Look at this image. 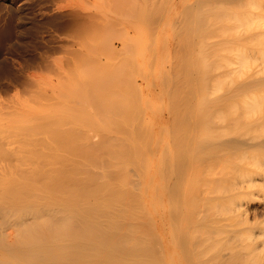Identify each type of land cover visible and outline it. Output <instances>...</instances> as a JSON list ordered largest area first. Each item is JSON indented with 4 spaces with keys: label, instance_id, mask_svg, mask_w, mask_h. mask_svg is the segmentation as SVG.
I'll return each mask as SVG.
<instances>
[{
    "label": "bare ground",
    "instance_id": "bare-ground-1",
    "mask_svg": "<svg viewBox=\"0 0 264 264\" xmlns=\"http://www.w3.org/2000/svg\"><path fill=\"white\" fill-rule=\"evenodd\" d=\"M251 1L255 10L247 11V13H252L251 15L255 18L263 20L264 0ZM230 2L233 4L236 2L234 7L237 4L241 6V3H247L244 0ZM222 10L226 9L222 8ZM235 12L237 13V10ZM202 25L199 26L200 28L198 27L199 31H202L200 36L205 33V30L203 31L201 28L208 26L207 23L204 27ZM195 28L190 30L195 31ZM190 35L194 34L190 33ZM231 37H233L230 38L231 52L226 58L219 57L220 60L226 59V62L221 65L224 67L220 73L222 75L218 77L210 75L209 66L208 69L206 66L205 72L202 70L204 74L202 80L204 77L206 80L205 82L203 80L204 83L202 82L201 86V89L205 90V98L202 103L204 116L202 126L206 125L204 129L206 131L201 139L200 155L194 160L195 163L204 161L206 166L209 165L206 167L207 169L213 164L219 165L221 161L224 165L227 164L228 170L234 178V195L230 197L233 206H231L232 214H234L230 221L232 223L226 224V221H223L225 223L220 225L221 230H216L217 234L220 233V238H218L219 235L216 237L219 242L213 238L212 244H216L214 247L212 244L209 246L213 250L219 248V252L217 250V253L208 259L209 261L205 260L203 256L208 243H211L208 241L210 239L206 237L208 238L206 240L199 234L200 237L198 235L194 237L191 232V239L190 236L187 238L185 229L188 228V224L184 225V223L181 233L185 234L181 235L184 236L181 239L179 236L178 243V247L184 251V256L177 259L175 255L177 249L172 246L170 240L167 241L168 239L164 235L167 234V232L165 233L167 228L164 229L159 219H157L158 224H156L155 230L150 226L149 222L152 221V218L149 219L150 221L149 217L146 218L149 214H144L146 208L143 210L141 200L134 192L136 187L132 182L133 179L131 180L129 175V168L132 165L141 169L147 161H150L149 158L146 160V157L151 153L150 143L139 140L136 129L128 124L129 119L132 118L130 117L132 115L128 113L127 105L129 103L127 104L124 99L121 101L122 97L119 99V95L117 96L116 93V97L110 94L109 91L113 90L111 89L106 90L108 94L104 93L103 96V93L100 96L98 91H94L93 97L89 98H91L90 105L95 108L91 112H96L91 114L85 108L82 116L79 113L75 115L78 118L76 123H73L74 125L86 124L95 131L104 133L98 143H80L77 130L73 129L75 126L63 130L64 132L60 131L61 128L58 130L57 127H54L51 129L55 133L56 143L54 147L50 146L51 150L47 153L43 145L41 146L43 143L37 142V144V140L33 139L38 134L44 135V131H46L44 126L35 124L34 119L37 117L33 119L34 116H30L38 111H32L33 113L30 115L24 113L26 116L17 113L16 117L14 115L15 120L9 121L8 119L13 118L11 116L7 119L3 118V121L0 119V163L6 162V160H2L12 153L10 151L16 149L8 151L7 148L8 150H6V140L12 141L10 143L13 144V141L15 143L17 140L15 137H18L20 146H22V148L17 147L18 153L20 152L18 148H21V151L28 150L29 152L27 155L25 152H20L21 162H17L18 164L15 166H13L14 163L11 167L9 166V159L7 161L9 165L6 163L3 164L4 167L2 164L0 165L1 171L5 168L4 172L2 171L3 173L0 174V264H208V262L209 264H264V73L261 71L264 69V29L248 36L233 35ZM247 43L262 46L236 47ZM216 48L220 51L223 50V47H207L205 49L207 57H210L217 50ZM194 62L189 60L188 65L196 64V58ZM258 72L260 74H257ZM188 73L187 78L189 79L190 76L192 77V71H188ZM222 76L227 78L228 84H226L224 93L218 95L223 89L224 79L221 78ZM92 80L93 83L97 82L96 78ZM95 88L97 89V87ZM212 94L216 96L212 98ZM76 106L78 107V105ZM76 106L74 105V110H76ZM22 108L24 109V107ZM57 111L55 113H58ZM86 111L87 115H85ZM126 111L128 112L126 113ZM196 112L198 113L197 110ZM51 113L54 114V112ZM127 114L130 116L128 117ZM18 115L22 117H17ZM70 116L68 115V117ZM28 118L32 122L34 120V124ZM54 129L59 132H55ZM52 130L50 133L53 132ZM4 131L11 133L8 135ZM192 131L195 133V129ZM47 132L48 129L46 134ZM179 132L182 131L178 130L177 132L176 130V133L179 134ZM187 132L190 133L188 130ZM50 135L53 133L49 134V139H51ZM179 135L174 134L173 136H176L178 143L184 142L185 140H181L184 134ZM16 145L19 144L16 143ZM13 153L18 155L16 151ZM125 153H132V155L123 157L122 154ZM12 156L14 159L15 155ZM12 156H8V158L12 159ZM176 156L180 159L177 161L178 163L175 162L176 165L179 164V171L175 175L176 180H172L174 181L172 184L168 179L172 174H175L171 166V160L174 161L175 158H171L170 154L158 159L160 164L158 171L157 165L152 161L157 171L155 172L159 176L157 192L162 195L155 198L157 202H163V199H168L169 202L174 201L175 193L179 196V192L182 190L179 179L188 170V167L194 166L191 163L190 154L186 151L178 148ZM16 157L18 158V156ZM152 162L143 168L146 174L142 185L144 189L153 190L154 193V189H157V184H155L157 178L155 175L157 174L154 175L152 172ZM31 163L33 167H28V170L25 169L26 167L23 168ZM190 163L191 166H189ZM201 164L196 167H201ZM94 168L101 169L98 172ZM189 192L186 191V194ZM227 200L229 201L228 198ZM191 203L193 202L191 201ZM225 203L227 204V202ZM212 233H209L210 236ZM186 238L189 239V247L188 243H185Z\"/></svg>",
    "mask_w": 264,
    "mask_h": 264
},
{
    "label": "rangeland",
    "instance_id": "rangeland-1",
    "mask_svg": "<svg viewBox=\"0 0 264 264\" xmlns=\"http://www.w3.org/2000/svg\"><path fill=\"white\" fill-rule=\"evenodd\" d=\"M230 1L233 0H0L1 121L3 118H10V116L13 118L8 120H13L17 113L30 115L38 111V113L30 115L34 116L33 119L37 117L34 119L35 124L44 126L46 131L48 129L47 134L53 133L54 136L50 135L51 139H49V134L47 135L44 131L46 135L38 134L33 139L37 140L36 143H43L41 146L43 145L47 153L51 150L50 146L54 147L56 143V136L52 130L54 127H57L58 130L61 128L62 132L75 126L73 129L77 130L80 143H98L104 133L95 131L86 124L74 125L78 118L75 115L79 113L82 116L85 108L92 114L91 110H95V108L90 105V99L95 94L94 91H98L100 96L103 93V96L108 94L106 90L113 89L114 94L109 91L110 94L115 95L116 93L117 96L119 95V99L122 97L121 101L124 99L127 104L129 103L127 105L129 112L126 111V113H130L132 116L127 115L133 119H129L130 122L126 123L136 129V135L141 142L150 143L151 153L146 157V160L149 158L150 161H147L146 165L144 163L145 166L153 161L157 165L158 171L160 164L157 160L164 155L171 154V158H175L174 161L171 160L175 174H172L171 179H168L172 184L179 171V164L175 163L180 161L176 156L177 149L180 148L190 154L191 163L195 167H188L182 176L183 179L182 177L181 180L179 179L182 190H180L179 196L175 193L176 197L171 202L168 199H163V202L155 200L162 195L157 192L159 176L153 162L152 172L154 175L157 174L155 175L157 178H154L155 184H157L154 193L153 190L144 189L142 185L146 174L143 169L145 166L141 165L143 167L141 169H137L135 165L129 166V175L136 187L134 192L141 200L143 210L146 208L144 214H149L146 218L149 217L148 220L152 218V221L149 220L150 222L144 220L149 222L153 229H156L157 219L162 222L164 229L167 228L165 230L167 234H164L167 241L170 240L172 246L177 249V251L175 250L177 259L184 256V251L178 247L179 236L181 239V235L185 234L181 233L184 223V225L188 224V228L185 229L187 238L191 232L194 237L199 234L206 240L210 239L208 241L211 243H208L203 256L205 260H208L217 253V250L219 252V248H215L216 251H214L215 249L209 247L214 241L213 238L217 239L218 235L220 238V233L217 234L216 230H221V226L225 223L223 221H226V224H231L230 221L234 215L230 198L234 195V178L228 170L227 164L224 165L220 161L219 165L221 163L222 166L213 164L214 166L207 169L206 167L209 165L206 166L204 161L201 162L202 164L194 161L200 155L201 139L206 131L204 130L206 125L202 126L204 119L202 103L205 98V90L201 89V86L205 78L202 80L204 69L206 66L208 69L209 66L210 75L214 77L222 75L220 73L224 67L221 65L226 62V59L220 60L219 57L226 58L231 52L230 38H233L231 36H248L264 29V18L259 20L252 16V13H247L251 10L253 12L255 8H253L251 0H244L247 1V3L245 2L247 6L245 3H241V6L235 5L237 8L234 7L236 2L233 4ZM233 8L237 10L238 14ZM206 23L208 26L204 27ZM200 25L204 27L201 30H205L207 37L205 33L199 35L202 33L199 31ZM194 28L195 31H191ZM189 32L195 36H191ZM187 35L189 40L191 38L190 41ZM204 42L205 44H203ZM255 45L247 43L236 47H256ZM207 47H223V50L220 51L216 48L217 50L207 57L205 50ZM195 58L197 63L193 65ZM189 60L193 62L192 66L188 65ZM263 70H261L262 73H264ZM188 71H192V74L190 73L192 77L190 76L189 79L187 78ZM93 78L97 79L96 83H93ZM221 78L224 79L223 89L218 95L224 93L226 84H228L225 76ZM216 95L212 94L211 96L214 98ZM88 99L89 101H87ZM73 101L74 103H72ZM74 105H78L76 110L73 108ZM56 111L58 113H55ZM14 112L15 114H13ZM39 113H42L41 116ZM25 114L24 116H26ZM68 115H71L72 118ZM213 118L215 119V117ZM8 120L4 121L9 122ZM33 122L31 121V123ZM194 129L195 133L192 131ZM50 130L53 132L50 133ZM58 130L56 129L55 132H59ZM176 130L177 132L178 130L182 131L179 134H184V139L181 138V140H185L184 142H177L176 136L179 134L176 133ZM5 133L9 135L11 132ZM174 134L176 136H173ZM15 138L17 140L15 143L13 141V144L10 143L12 141L6 140V150L22 148L18 141L19 138ZM16 143L19 145L17 146ZM21 148H18L20 152H25L27 155L28 150L21 151ZM16 149L14 151L18 153L19 150ZM12 153L10 155L8 152V156L14 154V159L12 156L14 161L7 156L2 160H6L3 164L9 165L8 159L10 167L13 163L15 166L18 164L17 162H21V154ZM129 154L132 155V153ZM129 154L125 153L122 156L129 157ZM31 162L33 163V161ZM31 164L23 166V168L26 167L25 169L28 170V167H33ZM200 164L202 166L197 168ZM162 166L164 165L162 164ZM100 169L95 171L99 172ZM2 171L0 170V174L3 173ZM163 181L165 180L163 179ZM186 191L192 192L191 194L187 193L188 198ZM187 212L190 214L187 215ZM149 224L147 223V225ZM149 229L151 230V228ZM168 229L170 230L168 231ZM209 233H212L211 236L213 234L217 236L211 237ZM191 237L192 235L190 239ZM187 238L185 243H188L189 247ZM215 244L213 243L212 247ZM205 260L204 262H206Z\"/></svg>",
    "mask_w": 264,
    "mask_h": 264
}]
</instances>
